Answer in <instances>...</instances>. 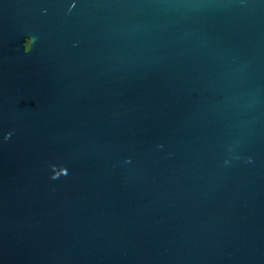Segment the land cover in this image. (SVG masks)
I'll return each mask as SVG.
<instances>
[{
	"label": "water",
	"instance_id": "obj_1",
	"mask_svg": "<svg viewBox=\"0 0 264 264\" xmlns=\"http://www.w3.org/2000/svg\"><path fill=\"white\" fill-rule=\"evenodd\" d=\"M0 264H264V0H0Z\"/></svg>",
	"mask_w": 264,
	"mask_h": 264
},
{
	"label": "clouds",
	"instance_id": "obj_2",
	"mask_svg": "<svg viewBox=\"0 0 264 264\" xmlns=\"http://www.w3.org/2000/svg\"><path fill=\"white\" fill-rule=\"evenodd\" d=\"M29 40H30V44H28V43H25L24 44V47H23V52H24V54H28L29 52H30V49H31V46H32V43H33V41H32V39L31 38H29ZM5 139H8V135H5ZM67 173H66V170H64V173H63V175H52L51 177H50V179H53V180H55V179H57L59 176H64V175H66Z\"/></svg>",
	"mask_w": 264,
	"mask_h": 264
}]
</instances>
